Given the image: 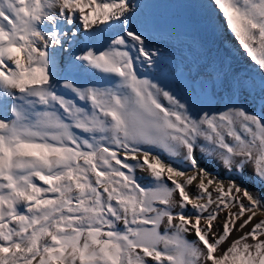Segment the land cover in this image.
Masks as SVG:
<instances>
[{
    "label": "snow or ice",
    "instance_id": "6c2138e0",
    "mask_svg": "<svg viewBox=\"0 0 264 264\" xmlns=\"http://www.w3.org/2000/svg\"><path fill=\"white\" fill-rule=\"evenodd\" d=\"M210 4L259 73L264 111V0ZM139 7L0 0V264H264V190L225 186L197 158L264 186V115L247 99L194 111L204 82L186 79L182 100L141 77L159 50ZM78 71L112 83L78 85Z\"/></svg>",
    "mask_w": 264,
    "mask_h": 264
},
{
    "label": "bare ground",
    "instance_id": "6f19581e",
    "mask_svg": "<svg viewBox=\"0 0 264 264\" xmlns=\"http://www.w3.org/2000/svg\"><path fill=\"white\" fill-rule=\"evenodd\" d=\"M207 2L210 0H132V3L140 5L136 10L137 24L147 38L146 44L151 45L150 50H159L155 68L137 61L138 74L143 78L159 82L182 100L190 99L189 92L185 88L186 79L204 82L207 86L206 91L198 100L192 101L194 111L209 108L206 104L209 102L207 96L214 94L213 100H220L223 103L219 109L232 103H243L247 99L251 103H244L245 107L258 115H264L259 100L262 85L259 73L239 48L236 39L223 26L222 18L218 19L212 9L211 12L206 9ZM152 23L170 25L172 28L167 31L153 32L150 28ZM191 25L193 27L190 28ZM88 42L86 37H81V46ZM133 55L135 56L134 52ZM76 74L83 77L82 82ZM72 78L81 86L89 84L108 86L112 83L91 71H78ZM237 82L245 85L243 91H236L234 85ZM57 91L70 95L62 88H57ZM77 103L83 102L77 100ZM197 158L201 166H207L212 177L222 181L225 186L228 185L230 178H234L237 184L247 187L254 194L259 195L264 190V186L251 175L250 167L246 168L245 174L241 177L235 172L224 171L215 161L209 162L203 159L199 152H197ZM181 167L189 174L194 171L187 165H181ZM143 175L142 172H137L138 177ZM190 191L193 190L190 189ZM261 218H264V213L258 211L253 223ZM217 231H219V225H217ZM238 235L241 233L235 232L231 238L234 239ZM188 239L191 240L193 237L189 236Z\"/></svg>",
    "mask_w": 264,
    "mask_h": 264
},
{
    "label": "rangeland",
    "instance_id": "374dc122",
    "mask_svg": "<svg viewBox=\"0 0 264 264\" xmlns=\"http://www.w3.org/2000/svg\"><path fill=\"white\" fill-rule=\"evenodd\" d=\"M205 7H206V9L209 11V12H211V4H210V2H207L206 4H205ZM221 34V33H220ZM231 41V40H230ZM228 43V45H229V42H227ZM230 47V46H229ZM233 51H235L236 52V49H234L233 48ZM76 76L78 77V79L80 80V82H82L83 81V77H81V76H79L78 74H76ZM172 78H174V77H172ZM232 91H234V90H232ZM209 92H211V90L209 91ZM207 104V106L208 107H216V108H221L222 106H223V103H221L220 102V100H211V102L209 103H206Z\"/></svg>",
    "mask_w": 264,
    "mask_h": 264
},
{
    "label": "water",
    "instance_id": "95a60500",
    "mask_svg": "<svg viewBox=\"0 0 264 264\" xmlns=\"http://www.w3.org/2000/svg\"><path fill=\"white\" fill-rule=\"evenodd\" d=\"M152 30L154 31V32H157V31H165V30H169L170 28H168V27H158V26H154V25H152Z\"/></svg>",
    "mask_w": 264,
    "mask_h": 264
}]
</instances>
